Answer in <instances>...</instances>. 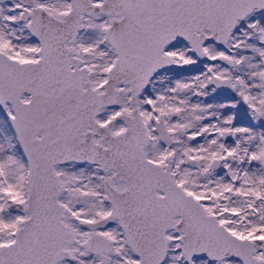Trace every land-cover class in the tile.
<instances>
[{"label":"snow or ice","instance_id":"6c2138e0","mask_svg":"<svg viewBox=\"0 0 264 264\" xmlns=\"http://www.w3.org/2000/svg\"><path fill=\"white\" fill-rule=\"evenodd\" d=\"M0 264H264V0H0Z\"/></svg>","mask_w":264,"mask_h":264}]
</instances>
